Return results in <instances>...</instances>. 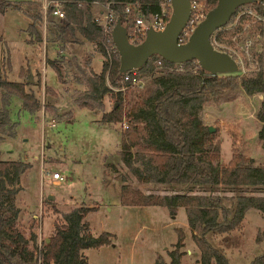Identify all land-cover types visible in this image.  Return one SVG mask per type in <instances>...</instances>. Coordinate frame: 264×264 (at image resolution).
I'll use <instances>...</instances> for the list:
<instances>
[{"label": "rangeland", "instance_id": "obj_1", "mask_svg": "<svg viewBox=\"0 0 264 264\" xmlns=\"http://www.w3.org/2000/svg\"><path fill=\"white\" fill-rule=\"evenodd\" d=\"M8 1V8L0 16V79L25 83V89L39 103L38 109L30 114L22 109L16 96L0 98V111L5 110L8 115L4 133L0 135V160L28 164L18 182L12 184L19 230L24 237L32 238L29 246L41 249L50 238L55 240L56 235L66 234L75 221V229L86 238L100 234L106 238L105 233L111 234L110 243L87 249L88 264L90 261L93 264H155V260L166 257L164 248L170 249L171 242H175V229L185 225V212L177 208L171 219L162 206L119 204V188L123 183L143 193L167 191L159 184L136 181L121 166L116 152L124 122L100 120L102 114L110 111L116 92L109 90L99 99L93 98L88 93L86 80L99 73L107 56L82 39L72 25L66 27L65 20H54L45 13L44 0ZM248 9H239L231 26ZM89 12L90 20L101 17L107 12L106 4L92 7ZM253 20H244L241 30L232 37L235 38L233 47L250 42L248 60L232 74L247 69H261L264 73V19L261 26L253 24ZM30 24L38 40L28 34L26 28ZM63 33L68 41L65 56L55 50L63 47ZM100 43L109 48L102 39ZM109 57L113 61L110 54ZM54 66L59 69L58 77ZM149 80L146 76L142 87L125 86L119 92L123 109L151 86ZM263 98L264 93L248 96L237 90L227 99L203 106L200 117L216 132L220 164L224 165L235 151L252 158L253 165L264 166V150L257 140L260 124L255 119V111ZM85 102L90 106L83 107L81 103ZM41 168L49 173L57 172L62 181L53 183L46 177L41 179ZM245 192L264 196V186L246 187ZM223 194L228 196L229 191L226 189ZM48 195L52 199H47ZM78 207L92 210L77 214ZM263 228L264 213L248 209L235 233L238 246L225 250L228 264H248L254 256L264 254V240L260 236ZM185 238L192 246L190 233ZM196 257L192 253L186 263L198 264Z\"/></svg>", "mask_w": 264, "mask_h": 264}, {"label": "trees", "instance_id": "obj_2", "mask_svg": "<svg viewBox=\"0 0 264 264\" xmlns=\"http://www.w3.org/2000/svg\"><path fill=\"white\" fill-rule=\"evenodd\" d=\"M46 1L60 2L66 27L72 25L83 39L97 46L102 55L101 29L90 20L89 7L92 3L106 4L113 17L109 31L115 23L127 30L134 13L125 12L126 6L136 3L138 13L144 18L158 12L156 0ZM206 2L211 9L216 0ZM8 6L6 0H0V16ZM242 7L251 9L264 19V0H252ZM237 10L224 29L214 33L213 40L217 45L233 47L232 37L241 30L244 20H251L241 16L234 27L226 29ZM254 24L261 26L262 22ZM26 30L34 40H38L32 24ZM108 41L112 45L110 37ZM155 60L160 61L161 69L155 67ZM177 66L159 56H150L136 71L140 76L150 77L151 86L126 109L122 108V97L117 92L110 111L100 117L102 122H124L116 152L121 166L136 181L162 185L168 192L143 193L123 183L119 188L118 202L122 206H162L171 217L177 208H183L185 224L191 231L190 240L198 253L197 263L228 264L225 250L238 246L239 239L235 233L241 227L245 212L255 209L264 213V196L247 195L245 192L246 187L264 186V166L253 165L252 158L235 151L231 152L224 165L220 164L216 132H209L208 126L201 120L200 111L204 105L227 99L237 90L248 96L264 93V73L261 69H250L240 74L209 75L193 61L182 63L181 69ZM117 67L118 59H115L107 76L110 84L121 74ZM53 69L58 77V68L54 66ZM105 70V63H102L99 73L86 80L88 93L93 98L99 99L109 92ZM0 88V98L16 96L22 109L30 114L38 109V100L25 89V83L2 78ZM81 104L83 107L90 106L86 102ZM255 119L260 124L257 140L264 150V98L255 111ZM7 122V112L0 111V135L4 133ZM27 167L28 164L20 161L0 160V264H51L61 257L66 258V264H71L72 258H77L78 249L108 243L102 234L87 238L80 235L75 229V221H72L66 234L56 235L55 240L50 238L43 248L29 246L32 238L24 237L16 224L18 209L13 203L15 189L12 187ZM226 189L228 196L223 194ZM91 210L78 207L75 212L84 214ZM175 234L176 241L170 255L183 245L181 229H175ZM260 236L264 240V228ZM155 264H159V259L155 260ZM248 264H264V254L254 256Z\"/></svg>", "mask_w": 264, "mask_h": 264}, {"label": "water", "instance_id": "obj_3", "mask_svg": "<svg viewBox=\"0 0 264 264\" xmlns=\"http://www.w3.org/2000/svg\"><path fill=\"white\" fill-rule=\"evenodd\" d=\"M169 1L171 13L164 29L160 32L146 29L137 45L128 43L125 28L115 23L110 40L118 56V73L141 67L150 56H159L171 64L195 61L209 75L236 71L234 60L213 49L210 41L216 31L226 26L236 9L252 0H216L184 43H179L178 39L189 15V0ZM208 130L213 131L210 126ZM47 199L52 196L48 195Z\"/></svg>", "mask_w": 264, "mask_h": 264}, {"label": "built area", "instance_id": "obj_4", "mask_svg": "<svg viewBox=\"0 0 264 264\" xmlns=\"http://www.w3.org/2000/svg\"><path fill=\"white\" fill-rule=\"evenodd\" d=\"M156 5L158 7V12L151 17H142L138 11H137V6L136 3L130 6H126L125 8V12L128 11H132L134 13V18L131 22V24L127 27L126 31V38L128 43L132 44V45H137L139 44L144 38V34H145V30L150 28L151 30H153L154 32H160L164 29L165 24L168 21V18L170 16L171 13V9H170V1L169 0H156ZM243 8V7H242ZM43 11L52 18L54 20L57 21H64V14L62 11V5L60 2L58 1H46L44 0V6L42 7ZM107 9V7H106ZM241 8H238V10ZM210 10V6L207 4L206 0H189V15L187 18V21L185 22V25L183 27V29L180 32L179 35V39L178 42L179 43H184L188 37L190 36V34L192 33V31L194 30V28L204 19L206 13ZM237 10V12H238ZM236 12V14H237ZM235 14V15H236ZM255 13L251 10L248 9L246 11L243 12L242 16H247L250 17L253 20V24L255 22H260L263 19L261 17H256L254 15ZM234 15V17H235ZM241 16H237V20L232 24H231L226 28V29H230L232 27L235 26V24L239 21L238 19H240ZM254 17V18H253ZM113 20V17L111 15V13L108 11L101 16V17H97V18H93L91 20V22L96 25L97 27H99L101 29V33H102V40L104 42H106V44H108V49L104 48L103 45H101L102 50L104 55L103 56H107V59L104 58V63L106 66V70H105V83L107 85V87L109 88V90H112L114 92H121L122 89L125 88V86H130V87H142V85L144 84V78L146 76H140L138 75L136 69H131L128 70L124 73H121L120 76L114 80V83H117L118 85H114L113 84H109L108 80H107V76H108V72L110 67L112 66L113 62L115 59H118L117 53L113 47V45H110L108 42V39L110 37V33L111 31H109V25L111 23V21ZM113 28V27H112ZM224 29V28H222ZM112 30V29H111ZM214 36V34L212 35ZM234 39H231V42L233 44L234 43ZM211 46L213 47V49H215L216 51L222 52L227 54L228 56H230L236 66H240L242 68V62H245V59L248 60V48L250 47V42H244L241 46L240 45H235L233 47V49H228L231 47H223V46H219L217 45L214 40L213 37L211 38ZM237 52V54H236ZM109 54L112 56V59L109 57ZM232 55V56H231ZM242 56V57H240ZM195 64H197L195 61H193ZM182 63H177L175 65L177 66V69H181V65ZM154 65L156 68H162V65L160 64L159 60H155L154 61ZM198 66V65H197ZM199 67V66H198ZM237 67V68H238ZM250 69H247L245 71H248ZM243 71V72H245ZM241 72V73H243ZM109 84V85H108ZM52 125V123L50 124ZM125 127V125H124ZM40 174H41V179L42 178H48L50 179L53 183H58L60 181H62V177L57 173V172H51L49 173L48 171H46L45 169H40Z\"/></svg>", "mask_w": 264, "mask_h": 264}, {"label": "crops", "instance_id": "obj_5", "mask_svg": "<svg viewBox=\"0 0 264 264\" xmlns=\"http://www.w3.org/2000/svg\"><path fill=\"white\" fill-rule=\"evenodd\" d=\"M6 1H8V0H6ZM32 1L35 2L37 0H32ZM97 5H99V3H92L90 5L89 9H92V7H96ZM66 33H67V31H66ZM65 35H66L65 33L62 34L63 43L64 44H63V47L62 46L60 47L61 50L58 49L59 47H57L55 49L56 51L58 50L59 53L62 52L64 56L66 55L65 50L68 49V41L65 39ZM83 47H84V49L86 48L85 46H83ZM86 57H88V56H86ZM51 60H53V59H51ZM96 60L99 61L98 58ZM166 193H168V192H166ZM170 218L173 219V216L170 217ZM181 231L184 233V237L186 236L187 232H188V234L191 232L186 224L182 227ZM110 235L111 234L109 232L106 233V239L108 240V243H110V240H109ZM92 237H95V235H92ZM46 241H47V239H46ZM175 241H176V239H175ZM174 243L175 242H171L170 249L164 248L165 252H166V257L165 258H160L159 259V264H187L188 263V262L186 263V261H188L187 257L189 258L190 255L192 253H194V252H195V255L197 256L196 257V263H197L198 253L195 251V247H193V244L191 246L189 242L187 243L186 238H185L184 241H183V245L180 248H178V250L176 252H174L172 255H170L169 252L173 250V244ZM99 246H92L91 248L95 247V249H96ZM89 248L90 247L78 249L77 256H76L77 258L75 259V257H73L72 258L73 260H72L71 264H88L89 260L87 258V249H89ZM65 262H66V258L65 257H61L57 262H53L51 264H66ZM89 264H93V262L90 261Z\"/></svg>", "mask_w": 264, "mask_h": 264}]
</instances>
